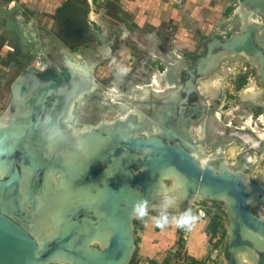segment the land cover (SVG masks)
Returning a JSON list of instances; mask_svg holds the SVG:
<instances>
[{"label": "rangeland", "instance_id": "1", "mask_svg": "<svg viewBox=\"0 0 264 264\" xmlns=\"http://www.w3.org/2000/svg\"><path fill=\"white\" fill-rule=\"evenodd\" d=\"M70 1L74 0H16L12 10L0 8V67L6 71L0 73V127L6 126L0 139L6 134L20 147L30 145L33 156L25 166V184L38 187L32 203L21 207L20 198L12 203L18 221L31 224L41 240L54 236L57 211L80 202L73 198L67 204L57 179L37 176V169L63 171L70 155L89 162V171L97 175V162L91 159L101 153L104 157L108 149L85 161L78 143L93 148L95 136L111 143L123 132L188 144L197 162L238 174L258 198L251 210L264 218V79L259 61L260 56L264 59V17L258 10L244 6L243 0H90L95 25L89 22L88 0H80L95 40L70 47L58 36L57 15ZM14 43L32 55L24 69H7L10 57L15 60ZM76 60L90 75L86 81L79 79L78 68L75 73L68 68ZM55 78L59 97L49 85ZM25 113L34 117L33 125L22 117ZM40 118L48 128L46 147L52 162L38 155L43 143L42 134L36 133ZM13 127H21L22 135L14 136ZM109 163L100 171L118 163L133 164L125 157ZM170 181L164 182L147 215L132 217L136 250L129 264L138 259L146 220L155 225L154 217H178L189 209L206 223L207 253L198 262L229 264L227 205L186 201ZM213 222L218 225L215 237Z\"/></svg>", "mask_w": 264, "mask_h": 264}, {"label": "water", "instance_id": "2", "mask_svg": "<svg viewBox=\"0 0 264 264\" xmlns=\"http://www.w3.org/2000/svg\"><path fill=\"white\" fill-rule=\"evenodd\" d=\"M243 1L244 6H254L264 17V0ZM82 4L80 0L70 1L57 11L58 36L64 44L70 47L82 46L95 40L87 20L88 11ZM259 61L264 79V59L260 56ZM56 96H60L57 91ZM43 118H40L37 128L43 125ZM28 120L32 122V125L34 124L33 116H30ZM94 131L96 129L92 132ZM22 133L16 136H21ZM112 141L119 142L115 145L105 144L106 146L110 144L106 155L100 157L101 153L98 158L91 159L97 162L95 163L97 175L89 171V162H86L87 171L83 168L84 174L80 178L66 175L69 177L68 179L66 177V180H73L74 188H85L94 182L103 180L106 171L101 172L99 168L111 162V159L135 158L134 161L131 160L133 162L131 166H122L118 163L113 169L110 168L123 174V178L128 180L127 183L120 186L122 177L118 175L112 182L114 186L109 187L111 188L110 195L106 197L104 204L99 206L98 212L101 213L99 216L96 218H93L94 214L87 216L82 220V225L76 224L74 232L71 230L72 223L65 220L61 226L62 231L57 234L54 231V236L43 242L29 232L15 215V218L8 215L1 203L4 194L14 185H21L23 179L17 167L22 159L23 149H19L22 152L18 150V153L13 154L11 163L7 164L9 171H0L2 177L0 179V264H129L136 250L132 227V217L136 213L133 207L143 203L148 208L155 197L162 193L164 182L170 179L175 181L172 182L178 195L180 192L184 193L188 199L186 201L211 200L227 205L230 218L227 251L229 264H247L240 258L244 253L255 257L254 264H264V218L255 215L251 210L250 200L252 199L251 202L257 201L258 198L238 174L227 172L223 168L218 172L208 165H202L201 162H197V158L185 144L178 145L175 142L170 144L165 141L164 136L142 138L136 134L121 133L116 140ZM124 144L129 155H122L121 150ZM113 147L114 151L109 150ZM5 152L8 155L13 153L7 150L6 143L0 144V155ZM130 152L137 154L132 157ZM112 153L115 157H112ZM138 156L141 157L140 160ZM28 162H31V159ZM66 170L67 167H64V173ZM167 177L170 179L166 180ZM59 185L60 182L57 185L58 188ZM160 186L161 191H159ZM130 192L135 196L132 201L127 198ZM73 198L78 197L72 194L65 201ZM21 199H19V206H21ZM14 200L8 205L12 206ZM78 206L81 208V202L77 206H69L68 209L65 207L62 210L65 215H68L73 209L77 210ZM82 215L86 216L84 213ZM100 233H104L103 246L86 243L89 237L95 238ZM79 238L86 239V241H79ZM59 254L63 256L56 260Z\"/></svg>", "mask_w": 264, "mask_h": 264}, {"label": "bare ground", "instance_id": "3", "mask_svg": "<svg viewBox=\"0 0 264 264\" xmlns=\"http://www.w3.org/2000/svg\"><path fill=\"white\" fill-rule=\"evenodd\" d=\"M71 55V54H70ZM69 56V55H68ZM79 58V56H77ZM71 58V57H70ZM72 59V58H71ZM80 59V58H79ZM69 66V70L70 71H74V69L78 68L81 73L78 74L79 76V79L83 80V81H86L87 78L89 77V73L87 70H83L82 66L80 64H78L77 60H76V63H70ZM203 67V66H202ZM204 68V67H203ZM202 69V68H201ZM207 69V68H206ZM203 70V69H202ZM75 73V72H73ZM80 81V80H79ZM58 82L59 80L57 78H55L53 81L50 82V88H52V90L54 91L55 95H56V91L58 92ZM82 82V81H81ZM78 84V83H77ZM59 93V92H58ZM253 95V98H256V94L254 93V91H252L251 93ZM73 99H76L73 98ZM27 100V98H26ZM25 101H23L24 103ZM26 103V102H25ZM28 103V102H27ZM26 103V104H27ZM38 109V108H37ZM30 113V112H29ZM29 113H25V115L22 114V117H27V119L30 118V114ZM55 115V114H54ZM55 118V117H54ZM46 125V124H45ZM44 124L40 127L37 128L36 130V133H41L42 134V141L43 143L41 144L40 143V146L38 147V151H39V154L38 155H41V156H44V158L48 161V162H52L53 161V156L52 154H50V149L48 147H46V142L47 140H49V134L47 133V127L45 126ZM6 128V126H4V128L1 129L0 127V131H4V129ZM15 128V127H13ZM12 128V130H13ZM190 128V127H189ZM11 132V131H10ZM15 135H19L23 132L22 128L21 127H16L15 128ZM135 133V131H133ZM126 134V132H123ZM2 134V133H1ZM9 135V134H8ZM34 135V134H33ZM40 136V135H39ZM38 136V137H39ZM2 137V136H1ZM9 136L7 137L6 134L3 135V139L1 138L0 139V144H5L7 143V150H10V152H14L13 153H9L10 155H8L6 152L3 154V155H0V171L2 170V172L4 170H8V165L11 163V159L13 157V154L15 152L18 153V150L19 149H23V154H22V159L20 160V165L23 167V171H24V176H23V179H22V183L21 185L17 184L16 186L14 185V187H11L10 191L6 192L4 194V196L2 197L1 199V203L3 204V207H5V211L8 213V215H10L11 217L15 218L14 217V209L12 208V206L8 205L9 202H11L13 199H16V198H20L22 197L21 199V202H20V205L23 207L25 205H27L28 203L32 202L33 201V198L35 199L37 196H38V187L36 188H32V187H28L25 182L27 181L28 177H27V169H26V164H28L29 160L32 159V149L30 148V145H26V147H20L19 145H17L15 143V141L11 138H9ZM110 138V137H108ZM40 139V137L38 138ZM122 139V138H120ZM119 140V139H118ZM33 141V140H31ZM30 141V142H31ZM94 141L96 142L95 143V146L93 148H89L88 145H86L84 142H81V143H78V146L82 149L83 151V154H84V158H85V161L86 160H89L90 157H93L95 156L97 153L99 152H104L106 151L107 146L105 144L108 143V139H104V138H99L97 136L94 137ZM112 141V140H111ZM45 142V143H44ZM119 142V141H118ZM117 142V143H118ZM124 142V141H123ZM175 142V141H174ZM114 142L112 141L111 144H113ZM116 143V142H115ZM115 143L113 145H115ZM116 143V144H117ZM186 147L189 149V146L188 144H185ZM93 146V145H92ZM126 145H122V155H129V152L128 150H125ZM144 150V149H142ZM190 150V149H189ZM20 151V150H19ZM147 151V150H146ZM22 152V150L20 151ZM148 152V151H147ZM146 152V153H147ZM137 153L135 152H130V155L132 157H134V155H136ZM148 154V153H147ZM194 155V153H192ZM99 157L96 155L95 159ZM123 158V157H121ZM132 161L135 160V158H132L131 159ZM37 161V160H36ZM47 161H43V162H47ZM67 161V160H66ZM69 161V162H68ZM68 161L65 163V167H67V170L66 172L64 173V171L62 170H57V168H46V169H40L41 167H39L37 169V176L38 175H49L51 176L53 179L56 178L57 181L60 182V185H59V188L65 192L64 194V198H69L71 197L72 194H74L75 196H77V200L79 202H81V205L80 206L81 208H79L78 206V209H73L72 211H70L68 213V215H65L63 210H60L59 212L57 211L56 213V225H55V228H54V231L57 233H60L62 230H61V226H62V223L66 220V222H71L72 223V228L71 230H75V226L76 224H81L82 225V220L85 219L87 216H91V215H95V217L93 218H96L97 216H99L101 213L98 212V209H99V206H102V204H104V201L106 199V197L108 195H110V191H111V186H114L112 185V182L115 181V178L119 175L120 177H122V183H120L119 185L120 186H124L126 183H127V179L126 178H123V174H121L119 171H115V170H108L106 173H105V176L103 178V180H100V181H97V182H94L93 184H91L90 186L88 187H85V188H80V187H76L74 188V184H73V180L70 181V180H66V175H73V177H77V178H80L84 173L82 172V169H84V171H87L86 170V162H79L77 161L74 157H71L69 155L68 157ZM132 163V162H131ZM136 163V162H135ZM8 164V165H7ZM39 166V164H38ZM134 166V165H133ZM206 166V165H204ZM36 167V166H35ZM34 167V168H35ZM33 168V169H34ZM112 168V167H111ZM21 170V169H20ZM30 170V169H29ZM121 170V169H120ZM34 171V170H33ZM68 171V172H67ZM31 175V174H30ZM52 175H56V177L52 176ZM168 175V174H166ZM29 176V175H28ZM31 177V176H30ZM29 177V178H30ZM166 178V177H164ZM167 179H170L169 177H167ZM30 180V179H29ZM34 180V179H33ZM118 182V181H116ZM175 182V181H173ZM172 182V183H173ZM28 183V182H27ZM118 185V183H117ZM162 186V185H161ZM161 186L159 187V191H161ZM111 187V188H109ZM13 188V189H12ZM66 190V191H65ZM174 191H175V187H174ZM178 192V191H177ZM134 193H129L128 194V200H133V198H135V196L133 195ZM180 197H182L183 199H186L188 200L185 196H184V193L183 192H180L179 193ZM63 198V199H64ZM75 199V198H74ZM76 200V201H77ZM252 200V199H251ZM251 200H250V204H251ZM65 202V201H64ZM67 203V201H66ZM64 204V203H63ZM68 204V203H67ZM78 205V204H76ZM63 207V206H62ZM25 209V207H24ZM25 211V210H24ZM86 214L85 215H82L83 213ZM55 215V214H54ZM66 217V218H65ZM52 218H54L52 216ZM25 227L29 230V232H31L35 237H37V239L39 241H42L41 239H39L38 235H36L35 233V230L33 228V226L31 224H26ZM79 241H86V239H81L79 238ZM78 241V242H79ZM45 243V242H44ZM86 243H93L94 246H100V245H104V233L103 234H99L97 236H95V238H92L89 237L88 241H86ZM63 256V254H59L58 256H56V260L57 259H61ZM241 261L242 262H245L247 264H254L255 263V257L253 256H250L248 255L247 253H244V254H241ZM70 263V262H69Z\"/></svg>", "mask_w": 264, "mask_h": 264}, {"label": "crops", "instance_id": "4", "mask_svg": "<svg viewBox=\"0 0 264 264\" xmlns=\"http://www.w3.org/2000/svg\"><path fill=\"white\" fill-rule=\"evenodd\" d=\"M180 234L183 239L181 249L185 250L191 258L201 261L207 253L205 250L206 223L202 224L195 220L189 229L178 228L170 222L166 227L157 230L156 225L146 220L143 235L139 236L141 240L135 264H169L173 252L178 247Z\"/></svg>", "mask_w": 264, "mask_h": 264}, {"label": "clouds", "instance_id": "5", "mask_svg": "<svg viewBox=\"0 0 264 264\" xmlns=\"http://www.w3.org/2000/svg\"><path fill=\"white\" fill-rule=\"evenodd\" d=\"M122 71H127L126 69ZM134 212L138 215L139 218H143L147 215V208L143 203L134 205ZM153 222L157 227L164 228L168 223H174L178 228H189L195 222L196 217L193 216L191 210H186L181 213L178 217L168 218L167 216H161L159 218H152Z\"/></svg>", "mask_w": 264, "mask_h": 264}, {"label": "built area", "instance_id": "6", "mask_svg": "<svg viewBox=\"0 0 264 264\" xmlns=\"http://www.w3.org/2000/svg\"><path fill=\"white\" fill-rule=\"evenodd\" d=\"M88 4L90 6L89 22L96 23V20L93 17L95 11L92 7V2L88 0ZM15 6H16V0H0V8L6 7L7 10H12ZM169 264H202V263L198 262L194 258H191L185 250L179 248V250L177 251L175 250L173 252V256H171V260Z\"/></svg>", "mask_w": 264, "mask_h": 264}, {"label": "trees", "instance_id": "7", "mask_svg": "<svg viewBox=\"0 0 264 264\" xmlns=\"http://www.w3.org/2000/svg\"><path fill=\"white\" fill-rule=\"evenodd\" d=\"M231 10H228V12H227V14L230 12ZM14 45V48L16 49L15 51H14V61H12L13 60V58L12 57H10V59H11V62H9L8 63V70H11V67H15V68H17L18 70H20V69H24L25 67H27L30 63H31V61H32V55H30V53L27 51V52H25L26 54H24L23 52L24 51H22L20 48V45H18V43L17 44H13ZM20 52L21 53H23L24 55H25V57H26V59H24V63H26L25 64V66L24 65H22V63H21V54H20ZM23 60V59H22ZM23 63V64H24ZM0 65H1V63H0ZM2 66V65H1ZM0 73L3 75V73H6V71H4V70H2V67H0ZM8 73H9V71H8ZM245 81L243 80L242 82H241V85H243V83H244ZM5 83V85H7V82H4ZM241 85H239V87H241ZM0 88H1V86H0ZM2 92V91H1ZM211 227H213L214 229L212 230V232H211V234H212V236L213 237H215L216 236V234H217V227H218V225H216L214 222L211 224ZM158 230H159V227L157 228ZM178 246L180 247V248H182L183 247V239H182V237H181V234H180V240L178 241Z\"/></svg>", "mask_w": 264, "mask_h": 264}, {"label": "flooded vegetation", "instance_id": "8", "mask_svg": "<svg viewBox=\"0 0 264 264\" xmlns=\"http://www.w3.org/2000/svg\"><path fill=\"white\" fill-rule=\"evenodd\" d=\"M94 24H95V25H97L96 23H94ZM77 62H78V61H77ZM74 64H75V63H74ZM78 64H79V62H78ZM69 65H70V64H69ZM68 68H69V66H68ZM82 68H83V67H82ZM85 69H86V68H85ZM89 77H90V75H89ZM44 143H45V142H44ZM19 166H21V165H20V164H18V166H17V167H18V169H19V171H20V173L24 172V171H23V167L21 166V167H22V169L20 170V167H19Z\"/></svg>", "mask_w": 264, "mask_h": 264}]
</instances>
